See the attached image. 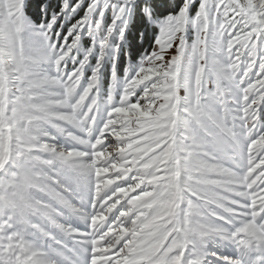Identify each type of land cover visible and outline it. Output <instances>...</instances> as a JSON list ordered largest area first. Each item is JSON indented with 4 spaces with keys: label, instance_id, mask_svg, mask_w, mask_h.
<instances>
[{
    "label": "snow or ice",
    "instance_id": "obj_1",
    "mask_svg": "<svg viewBox=\"0 0 264 264\" xmlns=\"http://www.w3.org/2000/svg\"><path fill=\"white\" fill-rule=\"evenodd\" d=\"M101 3L53 41L0 0V264H205L212 235L237 244L227 264H264V0H184L96 127L87 56L62 70ZM64 208L88 231L57 223Z\"/></svg>",
    "mask_w": 264,
    "mask_h": 264
},
{
    "label": "rangeland",
    "instance_id": "obj_2",
    "mask_svg": "<svg viewBox=\"0 0 264 264\" xmlns=\"http://www.w3.org/2000/svg\"><path fill=\"white\" fill-rule=\"evenodd\" d=\"M138 1L140 0H134V2H138ZM32 2L33 0H23V8H22L23 15L25 16L29 25L33 29L43 28V27H46L49 23H52L53 41H56L57 38L59 39V41H63V39L65 38V34H67L70 31V29H72L81 20V19L79 20L76 19L74 20L73 24L69 25L68 9L69 10L74 9L75 4L77 2L67 3V0H42L40 8L37 9L36 11L37 13L36 18L33 16L34 8L31 4ZM183 3H184V0H182V4ZM195 9H196V6L193 5V7L189 10V13L191 15H194ZM85 10H84V14L82 17L86 15ZM129 11L130 10L127 7L123 15L121 16L123 20V21L122 20L120 21L121 25H123L124 21L127 19V17H129ZM113 13H114L113 14V21H114L115 12ZM175 13H177V11L174 12L173 14ZM101 17L102 16L99 13L98 14L99 21L101 20ZM53 20H54V23H53ZM113 21L110 25L112 27L118 24L117 23L118 20L115 21V23H113ZM97 26H98L97 22L93 24V22H91V18H89L88 16L87 23L82 26V31H80L79 33V39L83 35H91L92 34L91 31L95 30ZM86 28H88V31H86ZM68 39L71 40L72 37L69 36ZM191 39H192V34L190 33L189 42H191ZM104 40H105V37L94 39V41L91 42L90 47H87V46L84 47V45H82L83 43L80 40H78L77 47L73 50L71 57L66 61L65 68L62 70V74L65 72L73 71L76 67H78L81 64L84 57L87 56V62L84 64L83 69H82L81 83H80V87L78 90L82 91L83 87L87 86L91 76L93 75V72L95 71L97 75V82L93 90V95L96 100V108H97L96 120L97 122H99L97 123L96 127H99L102 124L107 114V111L113 105L119 104L123 87L125 86L126 82L133 76V74L135 73V71L138 69V67L141 64V62L139 64L137 63L128 64L121 71L123 72V75L119 76L118 74H116V72H114V67H115V62H116L115 55H116L117 49L114 46L110 47L107 43L102 48L101 43ZM90 49L91 51H89ZM174 54H175L174 48L166 49L165 52L163 53L165 61L170 59V57ZM90 56H94L95 58L93 63H91L92 59H89ZM111 56L113 58L112 60H110ZM107 60L111 61V66H110L111 68L109 70L111 75L109 76L105 84L103 86L101 85L100 87L99 82L101 81V78H102V73H101L102 68L104 66V62ZM98 64H99V68L97 69ZM43 71L46 74H54L56 69L52 64L45 61L43 63ZM209 87H211V85H209ZM183 94H184L183 90L181 89L180 95L182 96ZM259 123L261 127H264V123H262L260 120H259ZM61 142L65 144H69V142L66 140H62ZM86 188H88V191L92 195L90 187L86 186ZM78 193L80 194V196L76 197V200H75L76 204H78L79 200L81 199V191ZM86 196H87L86 194H83V197H86ZM184 207H186V205ZM77 215L79 214L71 211L70 209L64 208L60 212L57 223L70 226L72 228H76L77 226L74 225V219H76ZM86 216H87L86 213L81 216V218L85 220L82 225L83 228H84L85 222H87ZM77 223L79 224V221H77L76 224ZM58 235H61V233H58ZM64 239H67V238H64ZM68 243L69 245H71V241H68ZM226 243H229V245L227 244L228 245L227 246ZM211 245H212V248L210 251ZM236 246H237L236 243L230 240H227V239L225 240V238L221 236H216V235L209 236L207 240L204 241L203 249H202L207 257L205 264H209V262L210 264H226L227 262L223 258L227 257V255L233 257L232 254L229 253L228 251L231 252L232 250L235 249ZM213 253L215 255H213ZM207 254H212V256H209V255L207 256ZM84 259H86V257H82V260Z\"/></svg>",
    "mask_w": 264,
    "mask_h": 264
},
{
    "label": "trees",
    "instance_id": "obj_3",
    "mask_svg": "<svg viewBox=\"0 0 264 264\" xmlns=\"http://www.w3.org/2000/svg\"><path fill=\"white\" fill-rule=\"evenodd\" d=\"M42 0H33L31 3L34 8V17H37V9L40 8ZM69 2H77L75 8L68 9L69 25L74 23V20L81 19L85 8L87 9L92 0H67ZM122 0H102L100 7L104 4H108L107 9L103 12L100 23L95 30L91 31V35H83L80 37L82 45L90 47L91 42L94 39H99L107 35V28L113 21V12L123 3ZM182 0H140L133 2L128 5L129 17L121 25L118 20V24L113 27V32L108 36L107 44L110 47H116V62L114 72L116 74L123 75L122 69L128 64L137 63L139 64L143 56L153 50L154 41L159 33L160 27L162 26L163 20L170 14L178 12ZM86 12V10H85ZM100 13L99 8L94 9L87 16L91 18V22L95 24L98 20V14ZM123 21V20H122ZM120 23V24H119ZM92 26V25H91ZM88 31V28H86ZM121 32L123 36L121 38ZM94 62V56H90ZM112 56L111 59L112 60ZM105 61L102 68V78L99 82L100 87L103 86L108 80L110 73L111 61ZM259 120L264 123V109H261Z\"/></svg>",
    "mask_w": 264,
    "mask_h": 264
}]
</instances>
